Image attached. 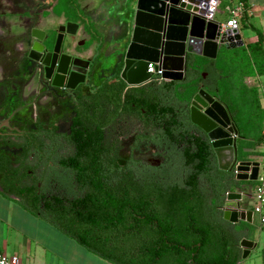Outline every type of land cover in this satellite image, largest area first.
<instances>
[{
  "label": "trees",
  "instance_id": "1",
  "mask_svg": "<svg viewBox=\"0 0 264 264\" xmlns=\"http://www.w3.org/2000/svg\"><path fill=\"white\" fill-rule=\"evenodd\" d=\"M237 2L243 9L242 24L248 3ZM73 9L66 8L68 18ZM255 32L257 41L235 49L222 46L215 60L199 58L197 64L187 60V81L193 79L195 66L200 70L195 85L188 84L181 100L168 81L158 86L166 96L163 101L154 91L149 98L130 94L119 77L121 64L117 67L119 114L131 112L133 104L154 117L150 140L169 147L171 159L165 167L151 168L139 162L119 166L114 152H103V131L111 120L100 117L106 111L98 106L74 117L70 139L76 150L60 162L66 170L67 192L39 196L35 187L17 189L13 183L16 171L7 160L0 163L6 176L2 191L11 187L18 198L27 193L26 200H19L26 210L110 264H239L240 241H252L256 229L245 222L223 220L222 208L227 192L243 182L236 180L234 170H218L208 141L189 120L188 107L199 87L219 101L242 139L238 161L247 159L245 140L251 138L254 147L261 140V130L255 135L251 123L259 108L257 91L244 84L245 77L264 74L263 37ZM201 72L207 73L208 80L198 86ZM85 121L87 126H83ZM261 259L264 264V246Z\"/></svg>",
  "mask_w": 264,
  "mask_h": 264
},
{
  "label": "flooded vegetation",
  "instance_id": "2",
  "mask_svg": "<svg viewBox=\"0 0 264 264\" xmlns=\"http://www.w3.org/2000/svg\"><path fill=\"white\" fill-rule=\"evenodd\" d=\"M66 24H69V21H64L51 29L31 30L29 40H21L22 63L13 72L22 81L25 80L24 78L28 80H25L24 83L17 82V85L21 84L20 86L7 81L0 85V113L6 114H0V141L3 148L15 154V157L12 158L8 153L0 150V163L7 160L11 169L16 171L13 183L17 189L23 191L35 187L36 194L39 196L46 192H65L61 182L66 176V170L60 162L62 159L71 157L76 150L70 139L71 127L74 117L83 110H93L99 106L100 110L106 111H102L100 117L102 119L106 117L111 122L103 131L104 139L101 150L114 152L116 163L119 166H124L126 163L134 165L135 162H139L151 168H163L171 159L167 144L162 142L157 145L150 140L155 132L152 115L143 111L140 106L137 107L133 104L130 106L131 112L119 114L118 79L114 78L115 75L111 76L109 81L101 82L98 79V75L101 73L95 70V59L83 55L81 43L76 39L75 33H71L70 29L69 32L66 31ZM63 27L64 29H61ZM59 35L60 44L56 51V61L61 62L63 70L67 63L65 76H56V69L51 66L55 42ZM38 37L42 39H38ZM0 53H3L1 43ZM74 60L81 61L79 64L84 61L88 62L83 82L78 84L76 82L82 79L81 75L77 76L76 80L68 82L72 70L80 72V74L83 70L79 66H73ZM163 81L164 79L157 81L152 78L149 84L127 88L130 94L134 95L136 92L147 98H149L150 92L154 91V95L158 94L159 99L163 101L166 96L160 92L158 87ZM9 84L11 87L8 86ZM72 85H74L73 88ZM9 88L16 89L15 95L11 96L10 93H7L6 89ZM199 90L202 88L200 87ZM26 91L29 94L24 97ZM66 110L69 112V124L65 129ZM137 110H141L142 115L137 113ZM104 113L106 114L104 115ZM124 118L136 120L143 129L131 136L128 157L122 160L119 142L107 139V137H111V135H107ZM83 126H87L86 121ZM140 137L143 138L139 140ZM150 153H154L160 160L158 166L140 158ZM0 174L2 189V182L6 176L2 171ZM11 191L13 190L9 187L5 193L13 195ZM16 198L26 200L27 193H22L21 198Z\"/></svg>",
  "mask_w": 264,
  "mask_h": 264
},
{
  "label": "water",
  "instance_id": "3",
  "mask_svg": "<svg viewBox=\"0 0 264 264\" xmlns=\"http://www.w3.org/2000/svg\"><path fill=\"white\" fill-rule=\"evenodd\" d=\"M196 5L194 0H135L130 41L117 64V67L121 64L120 78L127 87H141L151 82L152 78L146 72L148 63H156L163 70L164 80L178 82L185 78L187 54L214 59L220 45L227 49L243 45L237 28L221 32L220 23L205 21L197 13ZM70 25L65 26L67 32ZM59 44L60 35L55 42L51 66L55 67L56 76H65L67 63L63 70L61 62L56 61ZM79 63L81 61L74 60L73 66L83 70L81 74L72 70L69 83L79 75L82 79L76 84L83 82L88 62ZM188 112L191 124L208 141L218 170H235L236 180L255 181L260 163L238 161L240 139L225 107L204 90H198L190 101ZM241 198L239 193L226 194L223 220L232 224L239 221L251 223L252 212L240 208ZM256 245L254 241L242 239V259L247 258Z\"/></svg>",
  "mask_w": 264,
  "mask_h": 264
},
{
  "label": "crops",
  "instance_id": "4",
  "mask_svg": "<svg viewBox=\"0 0 264 264\" xmlns=\"http://www.w3.org/2000/svg\"><path fill=\"white\" fill-rule=\"evenodd\" d=\"M55 1V5L51 11L52 14L57 19L61 20L60 23L69 21V24H71L69 29L71 33L76 34V39L81 43V50L84 51L83 55L95 59V70L101 73L98 75V79L101 82L111 80V76L115 75L117 72L116 67L119 59L121 55L124 54L130 41V29L133 21L135 0ZM218 1L219 7L217 12L213 15V21L220 24H224L230 19L226 11L227 7L240 6L242 8L237 0ZM246 1L248 3V9L246 11L245 21L242 24L240 23L243 9L236 20L238 33L243 43L241 47H245L247 44L257 41V34L255 31L258 30L263 37L264 48V0ZM71 6L74 8V13L69 14L70 16L68 18L66 15V8ZM241 30L248 32L246 36L241 34ZM222 46L223 45H220L219 48ZM216 57L211 59L201 55L187 54L186 61L191 59L196 61L197 64L199 58L215 60ZM194 70L193 79H191L190 82L186 79L187 72L185 73L184 80L178 82L164 80L173 83V89L179 91V100H181L188 84L195 85V80L197 79L196 74L200 70L199 65L195 66ZM199 78L201 81L198 83V86L208 80V75L206 72H201ZM244 84L257 91L258 101L261 96L264 95V74L247 76L244 78ZM263 131L264 129H262L259 134L261 139ZM241 141L242 139H240V143ZM245 141L247 142L246 148L243 149V153L247 156L245 161L260 163L261 157L257 155L256 152L261 147V140L255 147L252 146L253 140L251 138ZM260 175L262 174L259 173L258 169L257 178ZM234 176H236L235 170ZM257 178L255 181H242L243 183L237 189L229 191L241 194L240 208L242 210L252 212L251 196L257 183ZM0 205L7 207L6 230L3 229L5 232L0 233V252L7 256L17 257L25 264H70V259H66L65 249H63V255H60L59 258L53 251L57 241H60L54 232L56 229L54 226L50 225L42 217L36 216L28 210H25L20 204L19 199L13 195L4 193L1 187ZM223 210L224 206L222 208V213ZM248 224L255 226L254 242L257 244V233L264 223H261L256 215L251 214V223ZM64 241L61 240L62 243H66L68 247H71L70 240ZM51 250L55 256L50 255L49 257L48 252Z\"/></svg>",
  "mask_w": 264,
  "mask_h": 264
},
{
  "label": "rangeland",
  "instance_id": "5",
  "mask_svg": "<svg viewBox=\"0 0 264 264\" xmlns=\"http://www.w3.org/2000/svg\"><path fill=\"white\" fill-rule=\"evenodd\" d=\"M55 2V0H0V43L3 52L0 53V85L2 82L6 81L17 85V82L24 83L25 80H28L27 78H24L25 80L22 81L13 74V72H15L22 63L21 57L23 56V52H21V40L28 41L30 38V32L33 29H51L61 24V20L57 19L51 12ZM246 33L248 32L241 30V34L246 36ZM20 85L21 84H18L17 86ZM6 90L7 93L11 94V96L15 95L16 89L9 88ZM28 94L29 92L26 91L23 96L27 97ZM65 113L64 126L66 129L67 125L69 124L68 110H66ZM251 120L252 125H254L255 135H257L259 130L264 129V95L261 96L259 100V108L257 110L255 109ZM150 128L152 129L151 126ZM142 129V126L136 120L124 118L114 126L113 130L108 132L107 136L111 135V137H107V139H114L119 142L121 149L120 157L122 160H125L128 157V147L130 146L132 140L131 136L135 132L141 131ZM148 130L150 129L148 128ZM1 148H3V145L0 141V150L2 152L8 153L12 158L15 157V154H13L11 151ZM256 153L261 157L259 173L263 174V144H261L260 149H258ZM140 158L155 164L154 166H158V163L160 162L154 153H150L149 155ZM61 185L67 192L69 189V184L67 182L66 176L63 178ZM6 213L7 207L0 205V233L5 232L4 230H6ZM54 232L57 238L60 239V241H57L53 249L58 258L60 255H63L62 251L65 249L66 259H70V264H108L106 261L100 259L96 255L86 251L73 239L67 237L59 230L55 229ZM257 234V247L251 250L247 258L242 259L239 264H262L261 249L264 245V224H262L261 229L259 228ZM61 240H70L71 247H68L66 243H62ZM252 241H255V238ZM48 254L49 257L50 255L55 256L52 250L49 251Z\"/></svg>",
  "mask_w": 264,
  "mask_h": 264
},
{
  "label": "built area",
  "instance_id": "6",
  "mask_svg": "<svg viewBox=\"0 0 264 264\" xmlns=\"http://www.w3.org/2000/svg\"><path fill=\"white\" fill-rule=\"evenodd\" d=\"M197 6V13L205 19V21L213 20V15L219 7L218 0H194ZM230 19L224 24H220L221 32L227 29L237 28V18L240 16L242 8L240 6H230L226 8ZM146 72L155 80H163V70L156 63H148ZM261 144L264 145V131L262 133ZM236 174V172H235ZM252 214L256 215L261 223H264V174L258 176L257 183L253 189L251 196ZM0 264H25L17 257H11L0 252Z\"/></svg>",
  "mask_w": 264,
  "mask_h": 264
}]
</instances>
